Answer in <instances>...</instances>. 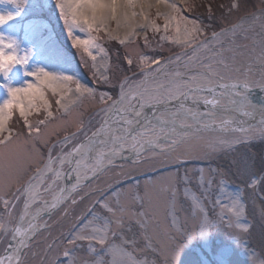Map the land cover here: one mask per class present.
Returning <instances> with one entry per match:
<instances>
[{"label":"rangeland","instance_id":"374dc122","mask_svg":"<svg viewBox=\"0 0 264 264\" xmlns=\"http://www.w3.org/2000/svg\"><path fill=\"white\" fill-rule=\"evenodd\" d=\"M139 2L141 0H138V4ZM143 2L152 5L151 8H145V14L149 21H155L159 31L137 27L136 35L130 36L128 27L117 28L114 21L109 22L107 29L99 32H81L78 27H73L74 36L82 39L93 38L95 41L89 51L85 52L83 48L73 47L56 0H19L21 4L13 3L12 0H0V15L13 16V19L0 25V35L6 40L16 41L15 48L19 55L31 53L26 64L12 66L7 76L0 73V104L8 99L9 87H24L27 82H35L26 73L40 68L52 74L71 75L83 87L94 90V97L85 98L75 91L76 84L69 82L68 87L72 91L64 99L63 92L47 91L51 116L43 108L29 114V121L40 127V134L36 151L30 161L33 167L25 180L34 174L36 167L43 168L48 164L64 172L67 165L64 164L61 169L58 158L71 152L86 139L85 131L89 135L98 128L107 114L100 109L113 105L120 98V86L126 74L120 72L121 62L124 69L130 66L135 70L126 75L133 76L135 72L133 78L139 81L144 77L137 65L141 59H146L144 71L152 74L148 79L149 87L153 80L163 84H171L173 81L183 83L192 76L202 77L209 65L224 72L225 69L217 65V60L221 57L229 64L232 57L236 58L237 64L247 63L250 50L255 46L258 53L264 42V0ZM234 2L240 4L239 11L229 10ZM171 4H175L180 10V16L198 19L206 26L197 41L202 44L201 47L194 50L193 45L184 46L178 43L173 30L175 23L168 31L164 30L163 14L172 13V9L168 7ZM135 11L139 13L140 7L137 6ZM213 18L219 20V27H213ZM134 23L144 24L147 21L138 16ZM234 24L238 25L235 33L225 31L216 40L212 39L214 32L219 34L221 29H228ZM50 46H54L56 51L46 52ZM108 48L114 56H111ZM126 52L131 54V65L128 64L129 57L125 55ZM153 60L160 61L159 68L162 71H153L157 69V65L152 63ZM253 70L259 71L258 66H254ZM176 72L180 73L179 77L174 75ZM195 86L189 84V87ZM127 92L126 87L125 94ZM190 95L196 100L207 97L200 93ZM101 96L111 99L101 103ZM57 100L61 104L58 105ZM128 102L126 100L125 104ZM65 104L68 111L62 107ZM40 121L44 123L39 124ZM78 123H82L83 127L77 133ZM187 123L193 125L194 122L187 119ZM8 127L12 135L21 133V140L27 136L28 129L18 113ZM261 127L264 124L247 130H230V133L213 130L199 133L187 131L185 142L170 156L162 154L153 157L151 153H145L148 162H134L135 157L131 160L115 161L102 173L79 185L75 191H68L61 205L50 215L37 219L36 231L27 245L22 247V255L17 259L24 264H67L63 251L68 250L71 254L69 259L75 258L78 264H111L109 251L114 244L125 251L126 264H168L171 248L183 243L185 237L198 233L207 219L210 227L208 234L204 237L197 235L187 243L180 253L178 264H264V255L261 257L260 253L249 246L250 223L245 211L240 223L247 226L246 230L237 227V220L231 210L232 199L236 196L241 198L246 210L244 196H247L251 211L261 225L260 232H264V208L260 202L262 199L256 193L258 184L253 189L248 183L251 174L261 177L256 174L258 154L251 148L257 142L264 145ZM72 133L76 135L71 136ZM66 136H71V139L65 141ZM33 139H36L35 133ZM224 139L232 141L231 146L217 147L214 150L212 145ZM29 143H32L31 139ZM177 156L178 159L175 158ZM40 160L43 163H39ZM95 160L93 156L88 165L94 164ZM88 169L81 176L90 174ZM186 175L189 177L187 183L183 180ZM46 180L47 183L40 190L38 201L30 214L43 203L50 202L61 189L60 179L53 184V174H49ZM169 186L175 194V209L170 206L173 191L169 190ZM20 187L21 185H16L6 197L11 200V207L7 211L2 203L4 197H0V223L7 228V231L0 230V257L5 249L11 247V230L18 227L23 216L27 197L23 192L17 193L16 190ZM146 192L150 195L151 202L145 203V209L152 216L147 232L141 228L136 218L126 216L119 228L115 223L112 224L115 235H109L107 246L88 240H77L72 245L68 243L88 220L96 217L93 227H98L105 220L113 219L101 207L105 201L116 207L118 198L122 205H131L136 195H144ZM114 193L119 196H114ZM13 195L17 198L12 199ZM194 198L198 206L194 203ZM138 208L137 204L133 211ZM146 235L151 238L150 241L145 239ZM49 246H53L52 253L48 252ZM56 249L60 251L57 252ZM16 260L14 263L18 264Z\"/></svg>","mask_w":264,"mask_h":264},{"label":"snow or ice","instance_id":"6c2138e0","mask_svg":"<svg viewBox=\"0 0 264 264\" xmlns=\"http://www.w3.org/2000/svg\"><path fill=\"white\" fill-rule=\"evenodd\" d=\"M13 3H19V0H12ZM57 8L59 9L61 19L64 21L65 26L68 28V35L72 39V45L76 48H83L85 52L89 51V48L94 44V39H82L73 35V27H78L81 32H99L102 29H107L109 22L114 21L117 28L121 26L128 27L130 36H135L137 27L141 29L151 28L153 31H159V26L156 25L154 20L149 21L145 14V8H151V4H146L141 0L138 4V0H56ZM139 6L141 11L138 13L135 11ZM172 9V13H164V30L168 31L173 23H175V38L178 43H182L184 46L193 45L195 48L201 47L202 44L197 43L200 35L203 34L204 26L198 19H188L187 17L179 15V9L175 4L168 5ZM240 9V4L234 2L230 6L231 10ZM161 15L160 13H157ZM264 14V9H262ZM138 16L144 17L147 23L135 24L134 21ZM255 19L254 16L251 17ZM13 19L11 14L0 15V25L6 21ZM238 25H232L228 29H221L219 34L213 33L212 39L216 40L218 35H224L225 31L235 33ZM206 44V42H203ZM15 40H6L4 36L0 35V73L7 76L9 69L17 64L24 65L28 62V58L31 55L30 52L25 53L23 56L19 55L15 48ZM11 49V51H9ZM128 56V64L133 63L130 58L131 54L126 52ZM139 55V54H138ZM95 59V57H93ZM152 63L157 65V69L153 71H162L159 68L160 61L153 60ZM217 65L225 69L221 72L208 66V70L202 77L192 76L188 81L183 83L173 81L171 84H163L159 81L153 80L151 86H148V79L151 78V72H145L146 59H141L137 67L140 68L142 78L136 81L133 76L125 75L123 82L121 83V96L114 105L104 107L100 109L103 113H108L111 107H116V111L113 113L115 119L111 121L105 119L98 128L91 131V135L85 131L84 135L88 139L87 146L79 144L75 146L71 152L64 155L62 158H58L60 161L61 169L65 163L71 165L74 155H79L82 150L90 152L93 148L99 144L104 146L106 150H102L97 154L95 163L88 169L93 176L97 172L102 171L105 165H111L113 160L117 157H123L127 151L129 154L135 157L134 162H148L145 158V153H151L153 157L157 155L167 154L171 155L178 151L180 146L185 142L187 132H178V127L181 130L189 129L192 125L187 123V119L196 121L204 114L198 112H191V110L185 109L183 104H180L179 109L172 110L169 104L173 100H179L181 97L185 99L189 93H203L207 92L213 98L201 97L204 100L206 106H211L212 109L222 108L227 109V105H221V99H227L231 106H234L236 110H245L247 114L248 108H254L251 93L255 89L264 91V42H262L259 52H256L255 46L249 52V60L247 63H236V58H231V64H229L225 58L221 57L217 60ZM254 66H258L259 71H254ZM125 71H132L127 69ZM26 75L32 76L35 82H27L24 87H9L8 99L0 104V197L5 211L11 207V200L6 197L12 192V189L16 185H21L17 188V193L23 192L27 197L25 202V210L31 202H34L40 194V190L47 183L44 178V173L53 174V184L56 180L60 179L61 172L57 171L51 164L45 165V168L36 167L32 176L25 180L28 176V172L32 169L33 165L30 163L33 152L36 151V143L40 134V127L37 124H33L29 121L28 116L33 111H38L43 108L47 111L48 116L52 115L50 111L51 105L48 103L46 93L51 90L53 93L58 91L63 92L66 98L67 93L72 89L68 87L69 82L75 83V91L85 98L94 97V90L88 87H83L78 81L71 75H57L52 74L43 68L35 70L33 72H27ZM176 77L180 76L179 72L174 74ZM258 77V78H257ZM189 84H195V87H189ZM128 88L127 94H125V88ZM110 97L101 96L100 102L103 103ZM129 101L125 105V101ZM135 101L136 103H132ZM56 103L61 104L60 100ZM65 111H68L67 104L62 105ZM151 107L154 111L151 117L144 114L143 109ZM260 110L264 113V104L260 106ZM18 113L22 118L23 124L28 129L27 136L24 140H21V133L12 135L9 130V123L13 119L14 115ZM43 124L44 121L38 122ZM264 124V122H262ZM206 126V125H205ZM83 127L82 123H78L77 133L80 132ZM260 132L264 135V127L260 128ZM35 133L36 139H33ZM76 133H72L71 136H75ZM71 136H66L65 141L71 139ZM32 143H29V140ZM233 142L229 140H219L214 145L213 149L217 147H230ZM175 158H179L178 156ZM51 160V155L49 156ZM39 163H43L40 160ZM81 165L82 160H75V167L72 171L76 176V183L72 185L70 191H75L81 181ZM84 178H87L86 174ZM183 180L187 183L189 177L187 175L183 177ZM36 181V183H34ZM23 182V183H22ZM248 183L254 189L257 184L264 183V176L257 177L254 174L249 176ZM169 190L173 191L171 186ZM114 196L118 197V193H114ZM17 196L13 195L12 199H16ZM64 199L63 190L61 194L56 198L52 207L55 208L57 204ZM175 194L173 191L172 201L170 206L175 209L176 204ZM151 202L150 195L146 192L144 195H136L131 205L121 204L119 199L116 200V207L110 206L106 201L101 204V207L111 214L113 219L105 220L101 226L93 227L94 217L92 220H88L87 223H83L78 232H76L72 238L68 241L70 245L74 244L77 240L95 241L101 246H107L109 244V235H115V231L112 228V224L115 223L119 228L126 216L136 218L141 228L147 232L148 223L152 220L150 212L145 209V203ZM194 203H197L194 198ZM139 205V208L133 211V207ZM198 206V203H197ZM232 214L237 220V227L246 230V225L240 223V219L244 215V206L239 196L232 199L231 203ZM23 219V217H21ZM37 225L28 223L27 227H15L11 230L13 240H16L17 246L14 248V254L8 256L7 260L11 264L14 258H18L22 255L20 249L27 245L31 236L35 233ZM91 228V231L89 229ZM209 225L207 219L205 223L201 225L199 232L193 235H189L184 238V242L171 248L170 256L168 258V264H178L180 253L187 243H189L195 236L199 235L204 237L209 232ZM0 230L7 231L6 225L0 223ZM17 237L19 239L17 240ZM146 240H151L147 235ZM59 252V249H56ZM48 252H53V246H49ZM70 252L68 250L63 251L67 264H78L75 258L69 259ZM109 255L112 257L111 264H126L124 257L125 251L121 250L120 246L112 245L109 251ZM47 254L45 259L47 260ZM0 264H5L4 259H0ZM18 264H24L22 260H18ZM103 264V262H101Z\"/></svg>","mask_w":264,"mask_h":264},{"label":"water","instance_id":"95a60500","mask_svg":"<svg viewBox=\"0 0 264 264\" xmlns=\"http://www.w3.org/2000/svg\"><path fill=\"white\" fill-rule=\"evenodd\" d=\"M253 92H255V96L253 97L252 94H251L250 98L252 99L253 104L255 105V107L254 108H251L252 111L251 112H247L246 115H244L240 110H236L235 107L234 106H231V105H227V109L226 110H224L222 108L212 109L211 106H206L204 104V102H193L191 99H189V98H186L185 99L184 97H181L179 100H175L174 104H175V106L178 105L177 107H179L180 104H183L184 107H186L187 105H193V106H197L199 110H209V111H212V112L217 113V114L228 113V114H233L234 115L233 121H227V122H222V123H218V124L206 123L204 125L196 123V124H193L191 128L185 129L184 131H191V132H197V133H199V132H202V131H211V130H213L215 132H223L224 133L227 130L223 129L222 127L223 126H226V125L232 126L230 128L232 131H241V130H247L248 128H251L253 126H258V125L262 124V122H264V113L261 112L260 107L256 106V104H259V105L264 104V100L261 98V94L264 93V91H262L260 89H255V90H253ZM203 94H208V93L207 92H203ZM182 99H185V101L184 102H181ZM169 107H174V106L172 104H169ZM150 109H152V108L151 107H146L143 110L146 113ZM115 111H116V107H113L107 113V115L104 118V120L107 119V120L111 121L112 119H115L116 117L113 116V113ZM210 117H211L210 115L204 114L201 118H210ZM104 120H103V122H104ZM86 142L89 143V141H88L87 138H86V140L83 143H86ZM104 149H105L104 146H100L99 144H97L93 148L92 151H90V152L86 151V160L82 164V167H86L87 164L90 162V160L92 159L93 156H96L97 157V154H95V151L104 150ZM74 157H75V155L72 158H74ZM132 158H134V156H132V155L129 158L128 157L127 158H117V159H114L113 160V163L115 161L131 160ZM109 166L110 165H107L106 164L105 165V168L103 170H105ZM70 167L71 166H68L67 169L65 170V172L63 173V178L65 180V184H63L61 186V189H60L57 197L60 196L61 190H63V194H64V192H66L67 190H70L71 187H72V186H70V187L67 186V183H66V175H67L66 172L68 171V169ZM102 171L97 172L96 176L99 175L100 173H102ZM92 177H93L92 174L88 175L87 178H85L82 182H80L79 185L88 182L89 180L92 179ZM56 198L52 201V203L50 204V206L45 211H43L42 213L38 214L33 219V222H35L40 217H43V216H46V215L47 216L50 215L55 209H57L61 205V203L63 202V200L60 201L55 208L52 207V204L55 202ZM10 250H11V247L9 246L5 250V252L3 253V255L0 257V259H5L8 251H10ZM20 250H22V247H21Z\"/></svg>","mask_w":264,"mask_h":264},{"label":"bare ground","instance_id":"6f19581e","mask_svg":"<svg viewBox=\"0 0 264 264\" xmlns=\"http://www.w3.org/2000/svg\"><path fill=\"white\" fill-rule=\"evenodd\" d=\"M50 50H55V48H54V46H50L49 47V49L48 50H45L46 52H49ZM56 51V50H55ZM203 95V94H202ZM193 97H191V100L193 101V102H201V101H197V100H195V99H192ZM7 100V98L6 99H4L3 101H2V104L5 102ZM185 101V99H182L181 100V102H184ZM174 100L173 101H171L170 102V104H172L174 107H170L172 110H177V109H179V107H180V105H179V107H177L178 105H176L175 106V104H174ZM195 104V103H194ZM126 105V104H125ZM186 106V105H185ZM177 107V108H176ZM195 107V108H194ZM185 109H188V110H191V112H200L199 110H198V107L197 106H193V105H187L186 107H184ZM144 111V110H143ZM153 109H150L148 112H144V114L146 115V116H149V117H151V115H152V113H153ZM202 111V110H201ZM212 114V116L213 117H215L216 119H218V120H221L222 122H226V121H233V118H234V115L233 114H228V113H224V114H217V113H214V112H212L211 113ZM210 114V115H211ZM210 122H214V121H210ZM177 131L178 132H180V131H184V130H180L179 128L177 129ZM187 132V131H186ZM188 133V132H187ZM86 146V145H85ZM85 156H86V152H85V150H82V153L81 154H79V155H75V157L74 158H71L72 160H73V163H72V165H68V163H65V164H67L68 166H71L69 169H68V171L66 172L67 173V175H66V183H67V186H72L73 184H75L76 183V176H75V173L72 171V169L75 167V160H77V159H81L82 160V164L84 163L83 161H85ZM131 156V154H129L127 151L125 152V154H124V156L123 157H117V158H129ZM117 158H115V159H117ZM91 165H93V164H91ZM90 165V166H91ZM61 166V165H60ZM43 168H45V167H43ZM86 168L87 167H82V165H81V169H80V171H81V173H85V170H86ZM57 171H60V169L59 168H57L56 169ZM61 172V177H60V180L62 181V184H65V180H64V178H63V172L62 171H60ZM49 174H52V173H48L47 171H45V173H44V178L46 179V177L49 175ZM85 175V174H84ZM84 175L83 176H81V181L80 182H82L85 178H84ZM86 176H88V175H86ZM34 183H36V181H34ZM68 191H70V190H67L66 192H64V199H65V197L68 195ZM56 196H57V194H56ZM55 196V197H56ZM55 197L53 198V200L55 199ZM27 200V199H26ZM38 201V197H37V199L34 201V202H31L30 203V206H29V208L27 209V214H25L26 213V210H25V204H24V207H23V219H21V221L20 222H22L21 223V225L19 226V227H27V224L28 223H32V224H34V222H33V218H34V215H36V213H41L42 211H44V210H46V208L49 206V203L50 202H45V203H43L42 205H41V207L39 208V209H37V211H36V213L35 214H30V212H31V209H32V207L36 204V202ZM18 239V238H17ZM17 246V243H16V241H15V243H14V245H13V250H11L12 251V253H11V251H8V253H7V255H6V258L4 259L5 260V264H9V262H8V260H7V257L8 256H12L13 254H14V248ZM17 258H14L13 260H12V262L14 263V261L16 260ZM12 262H11V264H12Z\"/></svg>","mask_w":264,"mask_h":264},{"label":"trees","instance_id":"16d2710c","mask_svg":"<svg viewBox=\"0 0 264 264\" xmlns=\"http://www.w3.org/2000/svg\"><path fill=\"white\" fill-rule=\"evenodd\" d=\"M211 21V20H210ZM212 25L213 27L217 28L220 26V22L217 18H213L212 19ZM109 51L112 53L111 56L113 55V52L111 51L110 48H108ZM121 71L120 72H124V74H128L133 70V68L126 67L125 69L123 68V62H121ZM127 69H132V71H125ZM125 74V75H126ZM116 93V92H114ZM253 149V151H255L258 154V160L256 162V174H258V176H264V145L262 142H257L254 143V146L251 147ZM263 154V156H262ZM247 185V184H246ZM256 193H260L263 197H264V183H259L257 185V191ZM245 198V215L250 223V230H249V237H248V243L249 246L251 247V249L255 252H258L261 254V257L264 255V232H260V223L257 220L255 214L252 213L251 208H250V204H249V200L247 196H244ZM261 204L263 205L264 208V201H260Z\"/></svg>","mask_w":264,"mask_h":264}]
</instances>
